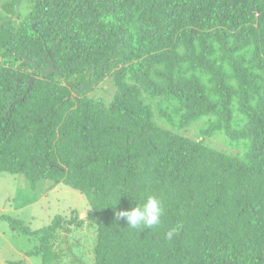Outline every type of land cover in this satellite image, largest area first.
Listing matches in <instances>:
<instances>
[{
	"label": "trees",
	"instance_id": "16d2710c",
	"mask_svg": "<svg viewBox=\"0 0 264 264\" xmlns=\"http://www.w3.org/2000/svg\"><path fill=\"white\" fill-rule=\"evenodd\" d=\"M6 18L0 171L33 189L63 183L87 203L83 218L73 210L35 231L1 215L37 239L27 255L264 264V0H0ZM51 60L57 72L40 77ZM106 80L108 99L90 95ZM191 126L199 139L182 133ZM217 131L238 150L206 144ZM150 195L159 225L116 218ZM83 229L94 239L76 253Z\"/></svg>",
	"mask_w": 264,
	"mask_h": 264
},
{
	"label": "rangeland",
	"instance_id": "374dc122",
	"mask_svg": "<svg viewBox=\"0 0 264 264\" xmlns=\"http://www.w3.org/2000/svg\"><path fill=\"white\" fill-rule=\"evenodd\" d=\"M95 89L94 92L90 91V95L94 94L103 99H108L113 92L110 80L97 85ZM217 132L220 133L210 138L207 137L208 139L205 138L206 144L231 154L238 150L228 144L222 131ZM182 133L195 139L201 137L198 126H191ZM73 210H76L83 218L87 212V203L82 194L67 185L55 184L50 179L42 178L33 189L23 174L0 171V216L12 217L31 231H35L47 226L55 216L65 217ZM77 234H80L85 247L84 249L83 247L82 249L76 248L74 251L76 253L84 252L88 248V242L94 239L93 234L87 233L85 229L79 230ZM36 244L37 239L35 237L13 230L9 222L0 217V264H5L7 261L41 264L39 256L26 254ZM89 257L90 255H88ZM64 264L76 263L68 260L67 256Z\"/></svg>",
	"mask_w": 264,
	"mask_h": 264
},
{
	"label": "clouds",
	"instance_id": "9594fccd",
	"mask_svg": "<svg viewBox=\"0 0 264 264\" xmlns=\"http://www.w3.org/2000/svg\"><path fill=\"white\" fill-rule=\"evenodd\" d=\"M115 215L118 220H124L131 228H152L160 224L163 207L157 197L150 195L141 205L128 211L116 212Z\"/></svg>",
	"mask_w": 264,
	"mask_h": 264
},
{
	"label": "water",
	"instance_id": "95a60500",
	"mask_svg": "<svg viewBox=\"0 0 264 264\" xmlns=\"http://www.w3.org/2000/svg\"><path fill=\"white\" fill-rule=\"evenodd\" d=\"M10 19L11 18L0 19V28H1V25L3 23L7 22ZM32 27L34 28V26H32ZM24 61L26 63H28V64H32V65L36 66V64L33 61H31V60H24ZM55 72H57V71H56V69L54 67L53 61L51 60L49 62V65L46 68L40 70V77L48 76V75H50L52 73H55ZM35 79H36L35 77L29 79V81L27 82L29 87L31 86V84L34 82ZM66 248H67V246H66Z\"/></svg>",
	"mask_w": 264,
	"mask_h": 264
}]
</instances>
